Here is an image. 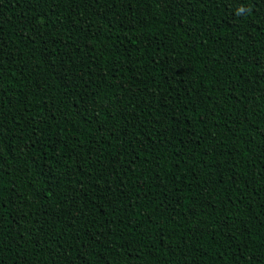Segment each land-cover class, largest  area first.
<instances>
[{"label": "trees", "instance_id": "obj_1", "mask_svg": "<svg viewBox=\"0 0 264 264\" xmlns=\"http://www.w3.org/2000/svg\"><path fill=\"white\" fill-rule=\"evenodd\" d=\"M0 264H264V0H0Z\"/></svg>", "mask_w": 264, "mask_h": 264}, {"label": "clouds", "instance_id": "obj_2", "mask_svg": "<svg viewBox=\"0 0 264 264\" xmlns=\"http://www.w3.org/2000/svg\"><path fill=\"white\" fill-rule=\"evenodd\" d=\"M234 14L237 17L245 16L251 14V8L246 6H239L234 10Z\"/></svg>", "mask_w": 264, "mask_h": 264}]
</instances>
